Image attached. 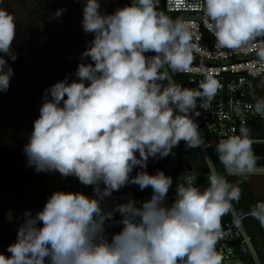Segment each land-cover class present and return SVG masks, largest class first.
Returning a JSON list of instances; mask_svg holds the SVG:
<instances>
[{"label": "clouds", "instance_id": "obj_1", "mask_svg": "<svg viewBox=\"0 0 264 264\" xmlns=\"http://www.w3.org/2000/svg\"><path fill=\"white\" fill-rule=\"evenodd\" d=\"M100 7L99 0H86L83 9V31L94 39L81 59L92 63L81 62L77 79L66 76L46 90L24 147L36 172L75 176L93 186L96 197L57 191L35 216L26 211L17 241L8 247L11 255L0 254V264H222L216 246L222 218L241 197L238 186L212 172L203 191L191 181L178 184L168 207L170 176L143 170L131 175L137 166L145 169L150 157H167L181 141L189 148L204 145L190 114L199 115L198 102L208 109L220 84L209 73L197 88L163 83L168 69L191 71L201 48L189 23L157 11L156 0H132L113 14H101ZM195 7L217 51H254L264 71V0H196ZM15 38V17L0 9V92L13 76L5 57L17 58ZM254 100L249 107L264 116V98ZM252 146L247 127L218 141L215 150L227 175L264 172ZM128 184L150 186L153 194L141 206L129 199L105 212L103 199ZM114 212L122 215L123 228L109 241L104 225ZM250 215L264 227V202Z\"/></svg>", "mask_w": 264, "mask_h": 264}, {"label": "rangeland", "instance_id": "obj_2", "mask_svg": "<svg viewBox=\"0 0 264 264\" xmlns=\"http://www.w3.org/2000/svg\"><path fill=\"white\" fill-rule=\"evenodd\" d=\"M123 1L99 0L101 14H113L122 7ZM85 2L86 0H0V9L12 14L16 22V38L12 50L17 58L13 61L6 56L8 65L14 72V67L23 64L35 51L36 56L42 58L43 62L41 75L29 82L26 87L15 88L12 77L8 90L0 92V168L2 162L11 156L24 159L21 171L4 174L0 170L2 180L0 220L12 210H24L25 206H35L33 194L38 177L43 172L28 169V157L24 147L29 142L34 121L40 115L39 109L44 103L46 90L64 80L66 76L69 82L77 79L75 73L81 62L92 63L90 58L81 59L89 42L94 39L92 33H87L88 36L81 33ZM60 9L64 10L60 15L62 25L52 22V17L56 16L57 10ZM165 14L175 17L174 13ZM40 16L42 28H46L48 24L49 26L48 33L44 34L42 46L38 49L34 47L32 28L39 22L37 18ZM47 16L50 18L44 23ZM258 82L264 83V79ZM136 174L131 173L133 177ZM43 175L44 188L47 192H55L63 185L62 175L58 171L44 172ZM165 175L170 176L173 181L169 192H176L177 185L187 173L178 174L170 169ZM72 177L75 179L68 183L66 188L81 184L77 177ZM242 178L255 202L264 201V174H252ZM100 187L103 188L104 185L101 183ZM80 191L94 192L93 186L86 185L81 186ZM113 193H152V189L149 186L141 190L138 185L128 184Z\"/></svg>", "mask_w": 264, "mask_h": 264}, {"label": "built area", "instance_id": "obj_3", "mask_svg": "<svg viewBox=\"0 0 264 264\" xmlns=\"http://www.w3.org/2000/svg\"><path fill=\"white\" fill-rule=\"evenodd\" d=\"M131 3L132 0H124L121 8ZM195 4L196 0H156V8L161 9L160 12L164 14L174 13L175 17H172L173 19L180 18L189 23L194 34L193 42H198L201 48L199 53H194L191 71L181 73L171 69L167 70V83H176L175 77L182 75L187 88H197L199 82L205 78L204 73H209L220 84L211 106L204 109L199 107L198 102L196 111L199 112V115H196V112L190 114L198 124L200 136L205 142L199 148L208 168L207 175L210 176L212 172L221 174L211 153V148L220 139H226L230 135H238L241 127H247L250 131L258 127L260 131H264V116L257 114L253 108L249 107V105H254V102L248 99L252 87L248 81L249 78L264 79V71H261V62L254 51L244 52L227 49L217 51L215 37L205 28L203 12L198 10ZM250 138L253 143L264 142V138L258 136H250ZM169 159L170 163L167 168L176 169L177 166L182 164L183 156H181L178 149L173 148L169 154ZM257 166L264 167V164H257ZM187 172L183 181L185 184L188 181L194 184L196 174L191 171ZM256 174H264V172H257ZM63 192H81L88 197H96L95 192L73 190ZM53 193H47L41 210ZM152 194L112 193L111 196L103 199L102 207L105 212L113 211L116 206L126 203L129 199H134L137 206H141L142 202L149 200ZM175 199L176 192H168L164 206L170 207ZM229 215L230 218L222 222V238L218 240L216 246L218 253L222 256V264H247L237 256L236 250L240 247L247 249L252 264H264V259L260 258L250 235L246 232L242 223L243 217L250 215V212L238 214L234 208V212ZM122 218L119 212H114L113 219L106 221L104 229L109 241H111L113 234L122 230L123 225L118 223ZM256 221L260 228L262 240H264V227L260 225L258 220Z\"/></svg>", "mask_w": 264, "mask_h": 264}, {"label": "trees", "instance_id": "obj_4", "mask_svg": "<svg viewBox=\"0 0 264 264\" xmlns=\"http://www.w3.org/2000/svg\"><path fill=\"white\" fill-rule=\"evenodd\" d=\"M157 11H161V9H157ZM27 14V13H26ZM25 16V14H24ZM50 16H47L45 19V22H48L47 19H49ZM52 22L62 25L61 22V16H53ZM39 21L37 24H35L33 30V37H34V47L40 48L43 43L44 34L48 33V26L46 28H42L41 24V16L37 18ZM51 22V23H52ZM43 23V22H42ZM83 35H87L83 30L81 31ZM36 51L29 55L25 59V62L21 65H16L14 67L13 72V78L12 82L14 83L15 88H23L28 85L29 82L32 80L37 79L42 72V58L36 56ZM146 55L152 56L155 55L154 53H147ZM6 59V57H5ZM249 83L251 84V89L249 93L248 99L255 103L254 97L256 98H264V83H259L258 78H249ZM176 84L182 85L183 87L187 88L185 79L182 75H178L175 77ZM165 85H167V80L163 82ZM250 136H258L261 138H264V131H260L257 128L252 129L250 131ZM178 149L181 153L183 158H186L188 162L190 163L192 169L191 172L196 174L194 184L193 186L198 187L201 191L206 189L209 186V179H208V168L206 166L205 160L203 158L202 152L200 148H189L186 146V143L184 141H181L177 147H174ZM24 159L9 157L7 160L2 162V169L5 172L13 173L18 172L22 170V163ZM170 163L169 155L167 157H150L147 161V167L145 169L139 168V166L135 167L133 169L132 173H138L139 171L143 170L146 171L150 175L156 174L158 171H163L164 173H167L170 171V169L176 171L178 174L188 173L187 171H177L174 168H167V165ZM28 169L35 170V167H29ZM36 171V170H35ZM44 172L41 173V175L38 177V184L35 187L34 190V200H35V206H25L24 210H12L10 213L12 215V218L9 219V213L4 216L0 220V254H3L5 256H10L11 253L8 252V247L11 244H14L17 241L18 236V230L21 226V224L24 221V213L26 211H30L34 215H36L37 212L41 211V207L43 204V201L45 199V196L47 195V192L44 188ZM225 175L226 179L233 185L238 186L241 189V197L238 202L233 201V207L235 208V211L238 214H245L249 213L250 210L255 206L256 202L252 198L249 188L246 184V182L243 180L240 176H234V175ZM63 179V185L57 190V191H65V190H73V191H80L81 186L84 184L76 185L73 188L70 187L66 188L75 178L72 176L64 177ZM180 184H185L183 180L180 181ZM2 190V187H0V192ZM18 208V207H17ZM230 218V215H225L222 218V222L225 220H228ZM243 226L246 230V232L250 235L252 242L260 256L261 259H264V240H262L260 228L258 226V223L255 218H253L251 215H246L242 219ZM237 256L242 259L247 264H252L251 257L249 256L247 249L245 247H240L236 250Z\"/></svg>", "mask_w": 264, "mask_h": 264}, {"label": "water", "instance_id": "obj_5", "mask_svg": "<svg viewBox=\"0 0 264 264\" xmlns=\"http://www.w3.org/2000/svg\"><path fill=\"white\" fill-rule=\"evenodd\" d=\"M253 151L255 155L258 157L257 159V164H264V142H254L253 143ZM211 153L215 159L216 166L221 174H224V167L220 163L219 158H218V153L215 150V146L211 148ZM182 156V153H181ZM192 167L188 160L186 158L182 159V164L176 167L177 171H191Z\"/></svg>", "mask_w": 264, "mask_h": 264}, {"label": "flooded vegetation", "instance_id": "obj_6", "mask_svg": "<svg viewBox=\"0 0 264 264\" xmlns=\"http://www.w3.org/2000/svg\"><path fill=\"white\" fill-rule=\"evenodd\" d=\"M0 170L3 171L2 173H4V174H9L8 172H5L2 168H0ZM1 181H2V180H1V176H0V187H2V186H1V183H2V182H1Z\"/></svg>", "mask_w": 264, "mask_h": 264}]
</instances>
